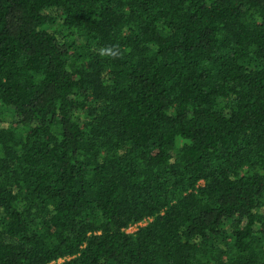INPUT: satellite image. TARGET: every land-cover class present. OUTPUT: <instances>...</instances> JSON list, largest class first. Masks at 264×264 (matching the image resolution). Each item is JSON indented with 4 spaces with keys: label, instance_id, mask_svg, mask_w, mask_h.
Masks as SVG:
<instances>
[{
    "label": "trees",
    "instance_id": "trees-1",
    "mask_svg": "<svg viewBox=\"0 0 264 264\" xmlns=\"http://www.w3.org/2000/svg\"><path fill=\"white\" fill-rule=\"evenodd\" d=\"M0 264H264V0H0Z\"/></svg>",
    "mask_w": 264,
    "mask_h": 264
},
{
    "label": "rangeland",
    "instance_id": "rangeland-1",
    "mask_svg": "<svg viewBox=\"0 0 264 264\" xmlns=\"http://www.w3.org/2000/svg\"><path fill=\"white\" fill-rule=\"evenodd\" d=\"M135 229L134 228H131L129 231H134Z\"/></svg>",
    "mask_w": 264,
    "mask_h": 264
}]
</instances>
